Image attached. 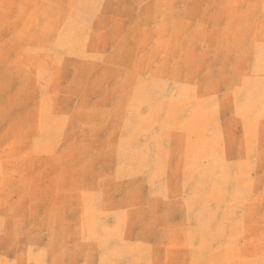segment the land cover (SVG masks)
Here are the masks:
<instances>
[{"label":"rangeland","instance_id":"1","mask_svg":"<svg viewBox=\"0 0 264 264\" xmlns=\"http://www.w3.org/2000/svg\"><path fill=\"white\" fill-rule=\"evenodd\" d=\"M0 264H264V0H0Z\"/></svg>","mask_w":264,"mask_h":264}]
</instances>
